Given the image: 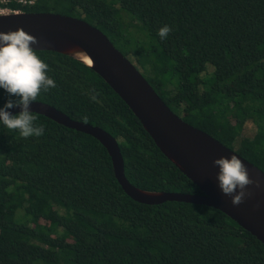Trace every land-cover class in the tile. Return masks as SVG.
I'll return each instance as SVG.
<instances>
[{
	"label": "trees",
	"instance_id": "trees-1",
	"mask_svg": "<svg viewBox=\"0 0 264 264\" xmlns=\"http://www.w3.org/2000/svg\"><path fill=\"white\" fill-rule=\"evenodd\" d=\"M7 6L96 26L174 113L264 172V0H35ZM165 25L172 31L161 39L158 30ZM35 52L56 84L36 101L109 132L133 185L201 193L97 73L62 53ZM8 99L0 88V107ZM33 114L34 125L44 128L39 137L23 138L0 123V264H264V244L219 209L133 200L97 139ZM248 121L256 130L243 136Z\"/></svg>",
	"mask_w": 264,
	"mask_h": 264
},
{
	"label": "water",
	"instance_id": "water-1",
	"mask_svg": "<svg viewBox=\"0 0 264 264\" xmlns=\"http://www.w3.org/2000/svg\"><path fill=\"white\" fill-rule=\"evenodd\" d=\"M18 28L37 38L39 43L31 45L34 50L62 53L97 73L133 112L161 153L201 193L139 188L126 178L119 145L109 132L99 126L71 119L45 102L35 100L30 105V111L97 139L110 156L115 178L133 200L144 204L184 201L219 209L264 244V172L260 168L174 113L135 65L96 26L81 18L51 11L0 13V32ZM8 111L14 115L21 108L14 107ZM233 154L246 165L250 178L261 181L259 188L248 186L246 191L251 195L239 206L232 205L231 197L222 193L217 180L219 169L213 166L215 159Z\"/></svg>",
	"mask_w": 264,
	"mask_h": 264
},
{
	"label": "clouds",
	"instance_id": "clouds-1",
	"mask_svg": "<svg viewBox=\"0 0 264 264\" xmlns=\"http://www.w3.org/2000/svg\"><path fill=\"white\" fill-rule=\"evenodd\" d=\"M171 31L172 29L165 25L158 30V35L161 39H166ZM38 43L35 36L22 28L0 32V88L9 96L4 106L0 107V123L9 130H19L23 138L43 135V126L34 125L37 116L30 111V105L42 91L56 87L55 81L47 75L48 65L31 47ZM98 95L92 94L91 99L98 103ZM14 107L21 108L19 114L13 115L8 111ZM213 166L219 169V188L225 196L231 197L234 206H239L251 195L246 191L249 185H255L257 188L261 186L260 179L250 178L248 168L235 154L215 159Z\"/></svg>",
	"mask_w": 264,
	"mask_h": 264
},
{
	"label": "built area",
	"instance_id": "built-area-1",
	"mask_svg": "<svg viewBox=\"0 0 264 264\" xmlns=\"http://www.w3.org/2000/svg\"><path fill=\"white\" fill-rule=\"evenodd\" d=\"M11 1H15L21 5H30L35 2V0H0V13L13 11L7 6Z\"/></svg>",
	"mask_w": 264,
	"mask_h": 264
},
{
	"label": "rangeland",
	"instance_id": "rangeland-1",
	"mask_svg": "<svg viewBox=\"0 0 264 264\" xmlns=\"http://www.w3.org/2000/svg\"><path fill=\"white\" fill-rule=\"evenodd\" d=\"M256 128L253 123L250 121L246 122L242 129V135L243 136H251L255 132Z\"/></svg>",
	"mask_w": 264,
	"mask_h": 264
}]
</instances>
